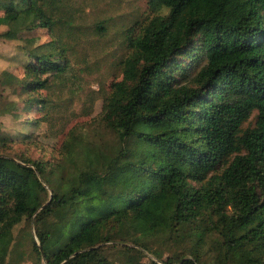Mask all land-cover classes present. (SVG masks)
I'll return each mask as SVG.
<instances>
[{"label":"trees","instance_id":"obj_1","mask_svg":"<svg viewBox=\"0 0 264 264\" xmlns=\"http://www.w3.org/2000/svg\"><path fill=\"white\" fill-rule=\"evenodd\" d=\"M147 5L124 28L120 81L96 93L103 105L93 123L113 142L73 128L50 161L25 147L37 145V130L58 137L69 123L54 122V91L70 79L76 46L102 37L105 23L88 27L76 0H0V40L17 43L8 59L24 72L0 70V88L46 119L12 116L19 128L0 130V264L14 255L139 264L144 251L163 261L153 241L183 249L163 264H264V0ZM36 29L49 41L23 40ZM7 98L0 117L16 105ZM23 224L28 241L16 233Z\"/></svg>","mask_w":264,"mask_h":264},{"label":"rangeland","instance_id":"obj_2","mask_svg":"<svg viewBox=\"0 0 264 264\" xmlns=\"http://www.w3.org/2000/svg\"><path fill=\"white\" fill-rule=\"evenodd\" d=\"M76 3L78 6L85 7L84 21L86 25L93 27L98 22H104L106 27L105 34L102 37L93 35L90 44L76 46V58L78 60L72 64L73 71L68 75L70 79L65 87L62 85L60 89L54 91L53 95L55 103L58 106L60 105V112L54 122L61 126L65 121L63 116H67L69 123L66 124V127L63 128L58 137H45L44 131H40L42 129L37 130V145H32L28 149L24 146L29 156L35 159L59 161L58 149L67 131L73 128L88 141L100 139L101 141L113 142V138L108 132L100 130L93 123L100 115L103 105V100L101 98L96 99V96L100 94L101 88L103 91H109L121 79L118 61L126 55L124 28L131 23L133 24L135 20L143 19L149 13L147 0H76ZM5 29L0 28V33ZM22 38L33 46L49 41V36L45 29H36L32 33L23 35ZM16 45L17 43L14 42L0 40V70L7 68L12 74L22 77L24 74L22 66L12 67L8 59L12 56H17ZM18 91L16 92L18 93ZM0 95L3 97L2 99L0 98V102L5 97H8L9 101L15 100L17 96L15 90H10V88H0ZM88 96L94 98L92 105H89V107L87 103H84ZM15 102L16 105L12 109L11 115L0 117V122L3 125L0 130L3 132L12 134L14 132L13 129L19 128L18 123L13 121L12 116L18 122L27 118L46 122V119L42 118L44 108L33 106L26 109L19 99L15 100ZM22 149L23 147L18 145L15 152H19ZM50 194L51 191H49ZM29 228L37 242L33 225L31 224ZM28 232L29 230L24 224L16 230L18 236L27 235V241ZM24 242L27 247L28 242ZM150 248L151 251L160 253L163 256V261L174 259L182 249L180 246L174 248L167 244H162L160 241L151 242ZM110 256H113V252L110 253ZM163 261L158 260L153 253L144 251L143 258L139 264H163ZM11 264L33 263L28 257L18 258L14 255V260L11 261Z\"/></svg>","mask_w":264,"mask_h":264},{"label":"water","instance_id":"obj_3","mask_svg":"<svg viewBox=\"0 0 264 264\" xmlns=\"http://www.w3.org/2000/svg\"><path fill=\"white\" fill-rule=\"evenodd\" d=\"M50 197H51V194H50ZM44 207V206H43ZM39 250H40V252H41V254H42V258H44V255H43V252H42V249H41V246H39ZM44 260V259H43Z\"/></svg>","mask_w":264,"mask_h":264},{"label":"crops","instance_id":"obj_4","mask_svg":"<svg viewBox=\"0 0 264 264\" xmlns=\"http://www.w3.org/2000/svg\"><path fill=\"white\" fill-rule=\"evenodd\" d=\"M5 69H7V68H5Z\"/></svg>","mask_w":264,"mask_h":264}]
</instances>
